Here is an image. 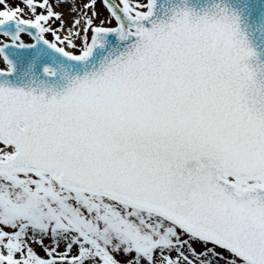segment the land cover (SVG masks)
I'll return each instance as SVG.
<instances>
[{"label": "snow or ice", "instance_id": "1", "mask_svg": "<svg viewBox=\"0 0 264 264\" xmlns=\"http://www.w3.org/2000/svg\"><path fill=\"white\" fill-rule=\"evenodd\" d=\"M0 264H264V0H0Z\"/></svg>", "mask_w": 264, "mask_h": 264}]
</instances>
